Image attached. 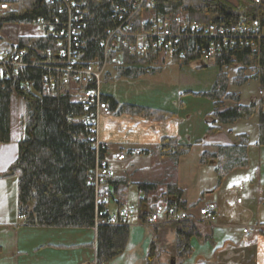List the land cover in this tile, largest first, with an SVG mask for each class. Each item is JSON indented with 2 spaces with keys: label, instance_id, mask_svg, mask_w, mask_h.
I'll use <instances>...</instances> for the list:
<instances>
[{
  "label": "trees",
  "instance_id": "1",
  "mask_svg": "<svg viewBox=\"0 0 264 264\" xmlns=\"http://www.w3.org/2000/svg\"><path fill=\"white\" fill-rule=\"evenodd\" d=\"M235 1L154 0L151 7L127 21L129 13L123 14L120 19V8L131 9V4L126 0H69L66 4L59 0H17L18 10L0 16V36L6 25H29L42 21L45 30L53 29V34L26 35L17 39L18 47L28 52L25 61L29 64L15 77L6 79L0 74V144L12 142L13 97L19 96L25 103L17 157L0 172V178L17 177L18 216L26 218L23 225L95 229L97 264H107L123 254L130 233L127 224H96L102 208L96 200L98 192L110 190L111 184V179L98 189L94 184L96 168L105 157L106 145L92 137L90 126L83 119L88 110L74 95L63 90L56 66L34 64L47 60V49L51 50L49 60L53 62L58 60L57 55L68 52V38L63 36V44L59 46V38L55 35L66 33L70 27L79 31L72 35V38L80 40V45L76 49L72 45V49L77 50L78 58L75 64L69 65L70 68L84 69L91 64L102 66L107 62L110 68L106 80L111 70H115L118 78L136 79L161 71L162 66L154 64L155 60H159V50L149 47L147 55H138L131 49L136 41L135 36L114 32L118 26L123 23L125 25L127 21V24L133 23V33H141L150 27L146 21L147 15L158 20H164L167 16H181L189 23L196 21L203 25L229 26L261 18L264 14V5L256 4L255 0ZM72 2L75 7H69ZM177 30L178 26L174 25L173 31ZM208 41L202 37L181 40L177 43L179 52H175L171 60L197 69L206 67L207 63L202 60L197 48L205 47ZM184 50L187 56L182 60L179 54ZM164 61L161 60L160 64ZM215 64L219 67V73L214 84L210 90L200 93L213 102V111L208 118V134L218 136L222 134V124L248 120L257 115L256 145L264 147V98H253L249 104L241 103L240 95L228 90L227 72V69L236 67L234 83L242 85L253 79L258 81L259 88L264 89V40L261 42L259 57L253 55L248 47L235 46L229 52L218 55ZM258 64L261 65L259 69ZM248 68L252 71L249 78L245 74ZM45 82L49 84L48 90L44 86ZM24 83L28 84V88L24 87ZM95 86L91 82L88 88ZM101 98L117 113H133L158 120L174 115L149 107L119 104L114 96L103 92ZM227 101L232 104H227ZM237 137L238 141H232L226 136L224 145H220L216 152L205 151L202 154V164L210 161L218 163L219 181L229 170L247 165L248 138L244 134ZM158 150L163 156L180 155L187 152L188 145L181 144L176 138H164ZM138 186L144 192L154 187L145 183ZM167 194L174 195L176 199L166 205L179 209L184 207L181 202L182 190L177 185L168 186ZM186 221L170 223L178 229L177 255L182 259L193 249L190 243L193 233L191 223L186 229H181L178 224ZM152 251L155 253V245Z\"/></svg>",
  "mask_w": 264,
  "mask_h": 264
},
{
  "label": "crops",
  "instance_id": "2",
  "mask_svg": "<svg viewBox=\"0 0 264 264\" xmlns=\"http://www.w3.org/2000/svg\"><path fill=\"white\" fill-rule=\"evenodd\" d=\"M161 71L136 79L116 77L111 70L101 89L119 104H132L172 112L166 119H150L110 109L99 116L97 140L106 145L105 157L117 153H140L124 161H113L116 176L111 179L110 205L117 211L127 203L139 206L129 221L126 251L107 264H264V147L256 145L258 117L222 124V134H208V118L213 102L200 93L210 90L214 81L203 83L190 65L165 59ZM198 70V69H197ZM240 101H247L240 94ZM243 99V100H242ZM253 130V136L250 133ZM13 130L12 142L0 144V172L17 157L21 136ZM247 136L246 166L229 170L219 181L218 163L202 164L205 151L214 153L224 145L226 136ZM164 138H176L188 145L187 152L163 156L158 146ZM244 184L242 204L234 187ZM152 184L147 192L139 184ZM182 190L181 202L197 219L178 223L193 233L192 252L184 259L177 255L178 229L169 225L146 227L149 213L156 204L175 201L167 194L168 186ZM205 200L217 204V219L211 224L198 218ZM251 224L247 235L244 225ZM32 230L29 235V230ZM27 231V232H26ZM33 235L36 236L33 237ZM96 230L23 225L18 219L17 177L0 178V264H97ZM160 244L158 246L157 244ZM155 245V253L152 248Z\"/></svg>",
  "mask_w": 264,
  "mask_h": 264
},
{
  "label": "built area",
  "instance_id": "3",
  "mask_svg": "<svg viewBox=\"0 0 264 264\" xmlns=\"http://www.w3.org/2000/svg\"><path fill=\"white\" fill-rule=\"evenodd\" d=\"M55 1V0H54ZM63 4L69 2V0H59ZM128 4H131V9L120 8L122 14L120 19L123 18V14L129 13L127 21L132 19L140 11L143 12L146 8L153 5L154 0H126ZM256 4H263L264 0H255ZM69 7H75V4L70 3ZM19 4L17 0H0V16L10 14L18 10ZM79 12V11H77ZM84 14L86 12L84 11ZM148 17L147 22L150 27L141 33H133V23L127 24V21L118 26L114 32L125 36H135L136 41L131 45L133 52L138 55H147L149 47L155 50H159V60H155L154 64L160 65L161 60L172 58L175 52H179L177 43L181 40H186L189 37H202L209 39L205 47L197 48L201 54V58L208 64L216 62L217 56L223 52H229L233 47H248L253 55L259 57L261 42L264 40V14L262 17L252 19L245 23H236L229 26H217L214 24L203 25L199 22H187L186 19L181 16H167L164 20L152 19ZM129 20V21H130ZM177 25L178 30L173 31V26ZM28 26L39 29L37 36L53 34V29L45 30L44 23L42 21L34 22ZM78 30L74 27H70L66 33L61 32L55 36L58 39L59 46L63 44L61 38L67 37L69 40V50L67 53L61 51L63 54L57 55L58 60L50 61L51 50L47 49L45 53L48 58L44 62H36L34 64H53L56 66V71L60 74V83L64 91L70 92L76 97L83 107L88 112L83 116V119L89 124L92 131V137L97 138V126L99 116L105 112H108V104L102 101V81L100 76L103 75V79L110 68V64L105 62L102 66L91 64L84 69H72L69 65L77 62L79 47V41L77 37H73V34H78ZM126 41H124L125 43ZM72 45L74 49H72ZM190 50L191 47H186ZM180 58L184 60L187 56V51H180ZM28 54L26 49L18 47L17 39H9L4 36L3 33L0 36V74L6 79L16 76L23 68L28 66V62L25 61V56ZM66 59V60H65ZM65 60V61H62ZM119 62V59L117 58ZM65 66H59L60 64ZM33 64V63H31ZM258 69L261 65H257ZM52 78V77H51ZM93 82L96 84L94 88H88V85ZM25 88H28V84H23ZM46 89H49L48 82L44 83ZM258 99L264 98V89H258ZM99 143V142H98ZM140 153L139 150H133L130 154L126 152L117 153L113 158L104 157L98 163L94 176V184L97 186H103L107 184L109 179H113L116 176L115 169L113 168V161H124L129 157L133 158ZM129 155V157H128ZM244 189V184L241 182L234 187V190L239 194L236 195L235 201L237 204H241L243 197L241 192ZM97 203L102 206L100 215L97 216L96 224H110V225H124L129 224L131 218L135 217L139 212V206L134 203H127L117 211H113L110 205L111 191L108 189L102 193L98 192ZM198 218L213 224L217 219V204L214 200H205L199 207ZM21 222L25 221L24 216H18ZM197 217L187 209H179L166 204H156L153 210L149 213L148 220L144 222L146 227L155 225H169L172 222L180 221H194ZM254 227L248 226L245 229V233L250 234L253 232ZM160 246V244H157Z\"/></svg>",
  "mask_w": 264,
  "mask_h": 264
},
{
  "label": "rangeland",
  "instance_id": "4",
  "mask_svg": "<svg viewBox=\"0 0 264 264\" xmlns=\"http://www.w3.org/2000/svg\"><path fill=\"white\" fill-rule=\"evenodd\" d=\"M233 1L236 3L235 0H232V2ZM38 31H39V29H35L34 27L29 28L28 26H24V25H6V26H4L2 33L4 36H7L9 39H19L22 36L35 35L38 33ZM167 59H171V58H167ZM160 65L163 66L164 64H160ZM194 72L196 74L197 73L199 74L198 79L201 80L203 83H205L207 81L212 83V81H214V79L217 77V75L219 73V67L215 63H213V64L207 63L206 67L199 68L198 70L196 69ZM227 72L229 75V87H228L229 91H232L236 94H239V93L242 94V97L245 100L250 99V101H247V104H249L253 98L258 100L257 99L258 89H259L258 81L250 79L246 83H244L242 85H238L237 83H234L236 80L235 78H236V74H237V68L231 67V68L227 69ZM245 74H247L248 78L251 77L252 76L251 69H249V68L246 69ZM100 78H101V81L103 84L104 81L106 80V77L103 79V75H101ZM108 79H110V78H108ZM227 104H232V102L227 101ZM24 117H25V103L21 99V97L14 96L13 97V108H12V124H13L14 132L17 133L16 135H18L19 132H21V130L23 128ZM249 131H250L251 135L253 136V130L250 129ZM236 138H237V136H236ZM248 226H249V224L244 225V230ZM250 226H253V225L250 224ZM28 230H29L28 234L31 235L32 230H35V229H29L28 228L27 231ZM247 235H249V234H247ZM33 237L36 238L35 235H33Z\"/></svg>",
  "mask_w": 264,
  "mask_h": 264
}]
</instances>
